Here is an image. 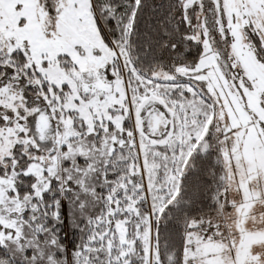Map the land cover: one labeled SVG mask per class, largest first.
Masks as SVG:
<instances>
[{"label": "snow or ice", "instance_id": "1", "mask_svg": "<svg viewBox=\"0 0 264 264\" xmlns=\"http://www.w3.org/2000/svg\"><path fill=\"white\" fill-rule=\"evenodd\" d=\"M0 264H264V0H0Z\"/></svg>", "mask_w": 264, "mask_h": 264}]
</instances>
